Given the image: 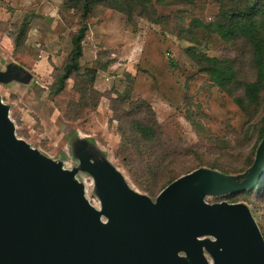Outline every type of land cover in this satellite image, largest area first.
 Here are the masks:
<instances>
[{
  "label": "rangeland",
  "instance_id": "rangeland-1",
  "mask_svg": "<svg viewBox=\"0 0 264 264\" xmlns=\"http://www.w3.org/2000/svg\"><path fill=\"white\" fill-rule=\"evenodd\" d=\"M257 1L264 8V0ZM226 5L227 0H147L145 8L136 6L132 18L97 5L88 18L81 65L82 70L100 68L95 88L103 96L94 110L70 120L67 105L80 97L74 79L57 96L50 89L82 23L80 13L66 0H0V99L5 120L43 157L72 171L101 212L108 198L98 190L91 167H113L131 189L153 201L163 185L161 181L153 194L141 189L119 155L121 134L111 99L127 90L133 99L151 103L164 138L191 149V162L219 163V170L245 173L264 127V88L258 104L239 106L240 97L249 105L245 85L257 79V69L247 39L225 38L217 30ZM24 23L28 31L17 44ZM211 58L233 67L229 91L214 81ZM205 200L245 203L264 234V183L246 191L208 194ZM205 254L214 264L207 248Z\"/></svg>",
  "mask_w": 264,
  "mask_h": 264
},
{
  "label": "water",
  "instance_id": "water-1",
  "mask_svg": "<svg viewBox=\"0 0 264 264\" xmlns=\"http://www.w3.org/2000/svg\"><path fill=\"white\" fill-rule=\"evenodd\" d=\"M3 112L0 99V264H212L205 248L214 264H264V237L249 207L205 200L256 183L264 138L244 181L201 167L156 201L113 167H91L108 198L101 212L74 173L17 137Z\"/></svg>",
  "mask_w": 264,
  "mask_h": 264
},
{
  "label": "trees",
  "instance_id": "trees-1",
  "mask_svg": "<svg viewBox=\"0 0 264 264\" xmlns=\"http://www.w3.org/2000/svg\"><path fill=\"white\" fill-rule=\"evenodd\" d=\"M70 8L77 10L82 18V23L72 37V48L68 58L55 82L51 86L50 94L57 96L63 93L68 80L74 79V89L79 93L78 101H70L67 105L66 116L76 120L86 110L98 107L101 92L95 88L99 67L90 66L82 70L81 60L84 56L83 42L89 30L88 18L92 15L97 5H104L125 13L132 18L136 6L145 8L147 0H66ZM219 33L229 39L245 38L253 48L254 64L257 69V79L246 83L245 94L249 105L245 104L242 97L237 102L242 109H247L258 104L262 89L264 88V8L257 0H227L225 10L221 11V19L217 22ZM28 31V24L24 23L19 36L15 39L20 44ZM211 73L214 81L225 91L230 90L234 82L235 71L230 62H221L211 58ZM118 130L121 134L119 155L128 167L132 179L144 191L153 194L163 185L159 193L176 179L198 168L207 167L233 176L236 181H244L253 166L255 158H248V169L245 173L232 174L237 168L228 171L219 170V163H193V152L189 148L174 146L164 138L163 126L157 119L156 112L149 101L144 98L133 99L131 91L118 93L111 99ZM264 138V127L261 129L259 142ZM259 143V145H260ZM258 145V147H259ZM257 147V149H258ZM257 154V151H256ZM160 175L159 178L156 177ZM164 178V179H162ZM164 180V181H163ZM264 154L262 157L260 176L256 183L242 190L246 191L256 185L264 183ZM226 193V194H228ZM159 195V194H158ZM263 234V233H262ZM264 237V234H263Z\"/></svg>",
  "mask_w": 264,
  "mask_h": 264
},
{
  "label": "bare ground",
  "instance_id": "bare-ground-1",
  "mask_svg": "<svg viewBox=\"0 0 264 264\" xmlns=\"http://www.w3.org/2000/svg\"><path fill=\"white\" fill-rule=\"evenodd\" d=\"M86 196V195H85ZM104 219V218H103Z\"/></svg>",
  "mask_w": 264,
  "mask_h": 264
}]
</instances>
